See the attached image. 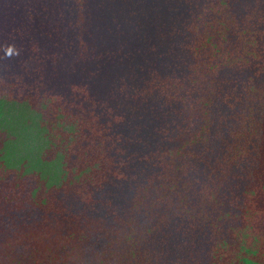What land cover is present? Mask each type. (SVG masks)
Masks as SVG:
<instances>
[{
    "label": "trees",
    "instance_id": "16d2710c",
    "mask_svg": "<svg viewBox=\"0 0 264 264\" xmlns=\"http://www.w3.org/2000/svg\"><path fill=\"white\" fill-rule=\"evenodd\" d=\"M262 52L264 0H0V264H264Z\"/></svg>",
    "mask_w": 264,
    "mask_h": 264
},
{
    "label": "rangeland",
    "instance_id": "374dc122",
    "mask_svg": "<svg viewBox=\"0 0 264 264\" xmlns=\"http://www.w3.org/2000/svg\"><path fill=\"white\" fill-rule=\"evenodd\" d=\"M262 60L261 62H258V68L261 69V71H264V52H262ZM261 64V65H260ZM264 84V82H263ZM253 94H255V91L252 90ZM261 98H262V104L260 106L261 111L259 112L260 117H262L261 122L256 123L258 125L262 126V130L260 131L261 135L256 139V145L254 144V146L257 147V151L252 153L250 156H252V159L250 160V168L248 169L249 175L250 177H252V180L254 179V188L260 186L258 185V181H260L261 183H263V187H264V87H261ZM253 146V147H254ZM254 151V150H253ZM251 181V178H250ZM251 186V185H250ZM264 191V189H263ZM261 202V203H260ZM260 211L259 213L260 216V221L262 222L261 224V232L257 231L258 234V248H259V252H261V250H264V196L260 199ZM207 220V219H206ZM262 233V234H261ZM256 246V245H255ZM234 251H229V253L226 255V261L230 262L231 264H236L235 261L233 260V255L236 253V250L234 248H232ZM260 258V262L262 260H264V253L261 254L260 256H258Z\"/></svg>",
    "mask_w": 264,
    "mask_h": 264
}]
</instances>
